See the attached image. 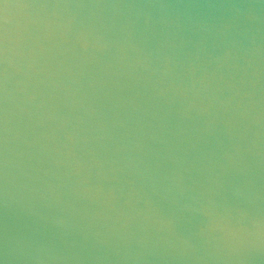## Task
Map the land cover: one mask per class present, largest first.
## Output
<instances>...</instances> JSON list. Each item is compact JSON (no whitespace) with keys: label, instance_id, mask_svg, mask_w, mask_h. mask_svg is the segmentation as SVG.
Masks as SVG:
<instances>
[{"label":"water","instance_id":"obj_1","mask_svg":"<svg viewBox=\"0 0 264 264\" xmlns=\"http://www.w3.org/2000/svg\"><path fill=\"white\" fill-rule=\"evenodd\" d=\"M0 264H264V0H0Z\"/></svg>","mask_w":264,"mask_h":264}]
</instances>
